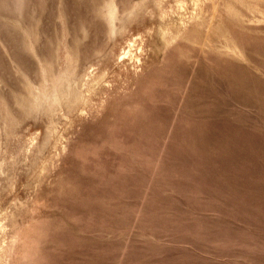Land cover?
<instances>
[{"label":"rangeland","instance_id":"374dc122","mask_svg":"<svg viewBox=\"0 0 264 264\" xmlns=\"http://www.w3.org/2000/svg\"><path fill=\"white\" fill-rule=\"evenodd\" d=\"M101 1L0 9L38 35L28 52L0 25L8 264H264V0H133L115 37ZM67 59L104 77L71 108L29 114L26 82Z\"/></svg>","mask_w":264,"mask_h":264},{"label":"bare ground","instance_id":"6f19581e","mask_svg":"<svg viewBox=\"0 0 264 264\" xmlns=\"http://www.w3.org/2000/svg\"><path fill=\"white\" fill-rule=\"evenodd\" d=\"M115 1L116 0H102L101 3L97 2L94 3V5L92 6L95 13L94 15L100 16L104 19L106 33L109 37H115L125 31L128 23L127 21L130 22L132 19L135 18V16L132 18L130 17L135 11H137L140 3L134 2L133 0H123L122 8H119ZM157 1L158 3H160L159 0ZM200 1L201 0H195L197 4ZM25 5L26 0H0V9H2V11L5 10L4 12H6L7 10L8 14L10 11L16 15H21ZM93 9L91 8V10ZM203 9L204 8H202V6L200 5V10L203 11ZM210 9L214 12V3L210 5ZM20 23V19L16 17L15 20L9 22H2V24L0 25L5 27H13L14 29L21 28V47L28 50V52H34V44L38 38V35L35 34L32 30L33 23H31L28 28L21 27ZM190 32L193 33L198 40H200V31L197 28H184L185 34L188 35ZM130 46L131 44L129 45L127 50L123 51V56L128 55L130 53ZM70 61L71 59H67L66 66L58 74L52 73V70L49 65L41 66V82L38 85H34L30 81L26 82L27 95L24 97L23 103L29 114L33 115L43 113L48 117H52L56 109L60 107L63 102H66L67 107L71 108L77 105L81 99H83V91L81 90L82 87L85 88L86 91H92L104 77V73H98L91 76L88 75V78L84 80L79 79L76 71V65H74V62L70 64ZM52 131L53 129L51 127H48L46 139H50ZM0 236V264H8L10 257L13 253L17 238L19 237L17 227L12 228L10 231H8L7 225L0 223Z\"/></svg>","mask_w":264,"mask_h":264}]
</instances>
